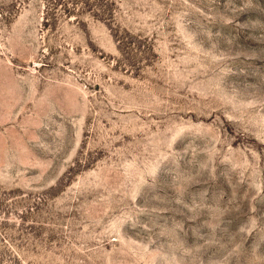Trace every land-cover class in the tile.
<instances>
[{"label":"rangeland","instance_id":"rangeland-1","mask_svg":"<svg viewBox=\"0 0 264 264\" xmlns=\"http://www.w3.org/2000/svg\"><path fill=\"white\" fill-rule=\"evenodd\" d=\"M0 264H264V0H0Z\"/></svg>","mask_w":264,"mask_h":264}]
</instances>
